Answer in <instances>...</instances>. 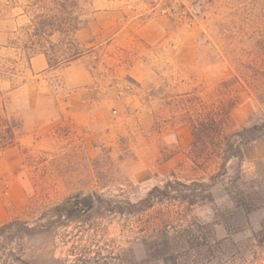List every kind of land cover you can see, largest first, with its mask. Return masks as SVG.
<instances>
[{
  "label": "rangeland",
  "instance_id": "374dc122",
  "mask_svg": "<svg viewBox=\"0 0 264 264\" xmlns=\"http://www.w3.org/2000/svg\"><path fill=\"white\" fill-rule=\"evenodd\" d=\"M0 19L17 27L0 89L24 122L0 152V227L44 231L9 230L0 264H264V136L224 170L200 126L222 104L226 134L264 124V0H0ZM43 53L54 67L35 75ZM72 63L89 85L66 87Z\"/></svg>",
  "mask_w": 264,
  "mask_h": 264
},
{
  "label": "trees",
  "instance_id": "16d2710c",
  "mask_svg": "<svg viewBox=\"0 0 264 264\" xmlns=\"http://www.w3.org/2000/svg\"><path fill=\"white\" fill-rule=\"evenodd\" d=\"M50 65H52L51 58L43 53ZM81 53H77L67 62H73L78 58ZM58 65V64H56ZM14 104L10 96V92H3L0 89V152H7L18 147L20 135L24 130L23 119L17 114H10V107ZM235 105L227 106L222 104L221 106L206 108V112L202 113L200 126L206 128V139L215 138L218 144V154H225L223 159L222 168L225 170L226 165L231 160H238L244 162V147L256 142L264 136V124H255L250 127L237 130L231 134H226V127L231 124V112ZM213 143L214 140L212 139ZM171 196V184H167L163 189L156 188L151 191L147 198L143 200L139 205L142 206L141 212L150 210L156 200L169 198ZM111 212L119 214H135L136 206L132 210L126 211L124 209H118L109 207ZM58 219L61 221L63 218L66 220H79L77 219L78 213L82 212L81 202L76 201L73 204L66 202L53 209ZM15 227L24 228L23 230L29 236H35L43 233L42 229L29 228L27 222L15 221L10 222L0 227V248L2 244L3 236ZM166 236V234H165ZM168 238V236H166ZM168 245V244H167ZM176 259V260H175ZM177 259L174 257V261L177 264ZM180 264H185L184 262Z\"/></svg>",
  "mask_w": 264,
  "mask_h": 264
},
{
  "label": "crops",
  "instance_id": "0c3cea01",
  "mask_svg": "<svg viewBox=\"0 0 264 264\" xmlns=\"http://www.w3.org/2000/svg\"><path fill=\"white\" fill-rule=\"evenodd\" d=\"M17 31L16 22L0 19V46L8 43L10 34ZM30 70L35 75H42L52 70L46 56L37 55L30 61ZM66 87L68 89H78L91 83L88 72L79 63H72L70 66L61 70Z\"/></svg>",
  "mask_w": 264,
  "mask_h": 264
}]
</instances>
